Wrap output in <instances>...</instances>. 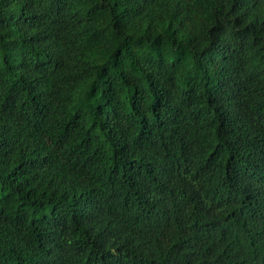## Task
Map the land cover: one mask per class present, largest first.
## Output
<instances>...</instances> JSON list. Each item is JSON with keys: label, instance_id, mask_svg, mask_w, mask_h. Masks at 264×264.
Segmentation results:
<instances>
[{"label": "trees", "instance_id": "trees-1", "mask_svg": "<svg viewBox=\"0 0 264 264\" xmlns=\"http://www.w3.org/2000/svg\"><path fill=\"white\" fill-rule=\"evenodd\" d=\"M0 264H264V0H0Z\"/></svg>", "mask_w": 264, "mask_h": 264}]
</instances>
